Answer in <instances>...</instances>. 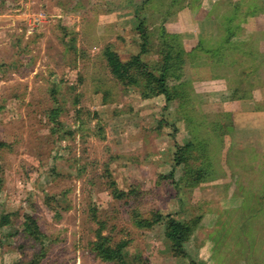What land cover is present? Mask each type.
<instances>
[{
    "label": "rangeland",
    "instance_id": "374dc122",
    "mask_svg": "<svg viewBox=\"0 0 264 264\" xmlns=\"http://www.w3.org/2000/svg\"><path fill=\"white\" fill-rule=\"evenodd\" d=\"M143 1L0 0V140L8 144L0 150V216L10 213V234L0 228V264H26L41 248V264H118L91 249L93 214L112 242L129 239L126 264H189L172 254L162 224L136 227L133 210L184 221L200 215L185 247L207 264H264V199L256 203L264 191V54L257 52L264 50V0L242 1L240 15L261 6L248 23L236 13L238 0H153L138 8ZM231 15L234 22L224 20ZM138 18L152 36L148 61L158 59L160 26L193 46L219 42L222 27L238 23L232 40L250 41L259 82L246 81L238 94L244 96L233 99L231 70L186 63L172 82L192 85L185 113L178 100L163 108L162 96L141 98L103 58L106 46L123 59L137 52ZM56 105L58 126L48 116ZM157 118L175 123V140L170 127L156 128ZM188 140L207 143L208 179L189 187L181 166L174 183L161 179L175 143ZM111 179L141 198L114 197ZM24 213L35 216L44 237L34 241L23 232Z\"/></svg>",
    "mask_w": 264,
    "mask_h": 264
},
{
    "label": "trees",
    "instance_id": "16d2710c",
    "mask_svg": "<svg viewBox=\"0 0 264 264\" xmlns=\"http://www.w3.org/2000/svg\"><path fill=\"white\" fill-rule=\"evenodd\" d=\"M149 1L153 3V0H144L143 4L138 8H144ZM195 1L196 0H192L191 2L193 3ZM242 1L243 0H238L236 5L234 4L236 13L239 15L242 12L239 9L241 3H243ZM188 5L187 3L186 6ZM260 7V5L253 4L248 11L243 12V15L240 16L244 18L245 21L243 20L242 22L248 23L249 20L246 19V17L256 16V13L260 11L258 9ZM235 16H227L224 20L229 23L232 21L234 22ZM137 20L138 22L136 23L135 29L138 33V39L134 41L138 48L137 52L123 59L117 51L106 46L103 50V58L112 76L124 86L138 87L140 90V97L143 99L162 96L164 100L163 108H167L171 102L178 100V104L183 107V112L185 113L184 105L188 107V102H190L189 94L193 92L192 85L189 84V86L187 85L189 88H187V86L183 88V84L186 83V80L176 83L172 82L175 80L174 77L181 72L186 63H188L193 70L195 69L194 67H199L207 62L209 63V69L211 68L214 70L212 66H217L223 67L226 70H231L233 76H226L229 82V89L233 92V99L244 96L238 94L240 92V87L245 84L246 81H251L252 78H255L257 82L260 80V77L255 75L258 67H256L254 63L255 57L253 54L261 52L258 50L256 53L253 52L252 54V48L248 45L250 41L235 43V41L232 40L236 32L235 27L239 26L238 23H235V27H233L231 31V24L224 25L222 30L225 32V38L222 40L219 39V42L211 40L206 43L198 42L193 46L183 44L178 34L170 33L164 26H160L155 46L156 50L154 49V52L158 55V59L148 61L145 58L151 52L152 36L148 27L145 25V19L138 18ZM68 47L71 49L74 48L72 43H69ZM209 58L211 60H209ZM205 59H208V61L205 62ZM217 76H219V74H215V77ZM54 93L55 85L53 84L51 86V95L55 96ZM48 113L49 119L56 124V126L60 125L58 115L61 113V106L56 105L50 109ZM163 125L172 129V131L169 132V136L175 140L177 129L175 123H169L162 118H157L156 128L160 129ZM6 146H8V144L0 140V150ZM174 146L175 150L171 156V161L173 163L171 170L168 174L161 175V179H169L170 182L174 183L175 167L181 166L183 169L182 178L187 186L194 187L200 182L206 181L209 175L207 165V160L209 159L207 154V143L204 142V140L198 142L188 140L184 144L175 143ZM194 151L198 154L195 155ZM196 162H199L200 165L194 166L191 164ZM2 186L3 182L0 177V193ZM110 186L113 196L116 198H124L129 195L133 196L135 201L141 198V193L135 188L126 192L119 189L114 179L110 180ZM257 198L258 200L256 203L262 201L261 199H264V191L262 196L259 194ZM53 199L54 196H47L45 205L57 214V210H54L55 208L51 205V200ZM132 216L133 224L138 228L151 229L155 225L162 224L164 237L168 241L170 250L174 256L187 260L189 264H207V261L192 257L185 247V243L190 239L192 233L202 219L200 215L188 221H184L177 220L170 214H162L158 210H151L146 216L140 214L137 210H133ZM9 217L10 213H4L0 216V228H2V231L6 235L10 234V231H8L9 229L4 228V226H8L10 222ZM93 219L97 224V228L94 231V240L91 242V249L94 254L103 261L126 264L124 249L129 245V239H120L116 242H112L109 235L104 233V221L98 219L95 214H93ZM22 230L34 241L44 237L35 216L29 213L23 214ZM241 234L246 238L244 240L248 241V247L250 248L251 237L248 240L247 233L245 235L244 230H242ZM44 256V249L41 248L26 264H41ZM11 264L23 263H21V261H15Z\"/></svg>",
    "mask_w": 264,
    "mask_h": 264
},
{
    "label": "crops",
    "instance_id": "0c3cea01",
    "mask_svg": "<svg viewBox=\"0 0 264 264\" xmlns=\"http://www.w3.org/2000/svg\"><path fill=\"white\" fill-rule=\"evenodd\" d=\"M257 19L259 20L258 17H257ZM258 50H259L262 54H264V50H262L260 47L258 48Z\"/></svg>",
    "mask_w": 264,
    "mask_h": 264
},
{
    "label": "built area",
    "instance_id": "2783aa9c",
    "mask_svg": "<svg viewBox=\"0 0 264 264\" xmlns=\"http://www.w3.org/2000/svg\"><path fill=\"white\" fill-rule=\"evenodd\" d=\"M35 17H36V19H35V20H36V21H39V17H38V16H35Z\"/></svg>",
    "mask_w": 264,
    "mask_h": 264
}]
</instances>
